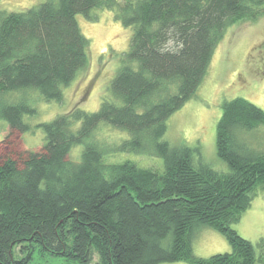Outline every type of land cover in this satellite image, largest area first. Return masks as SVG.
Listing matches in <instances>:
<instances>
[{"label": "trees", "instance_id": "trees-1", "mask_svg": "<svg viewBox=\"0 0 264 264\" xmlns=\"http://www.w3.org/2000/svg\"><path fill=\"white\" fill-rule=\"evenodd\" d=\"M95 9L114 10L132 28L110 95L97 111L77 106L40 123L39 149L16 144L30 130L25 116L37 110L11 94L32 88L46 101L63 100L89 66L90 40L77 15L94 19ZM263 16L264 0H46L0 11V121L9 125L0 139L8 147L0 158V264H33L36 250L70 264H264V236L254 243L232 226L264 190V148L244 139L264 127V109L244 97L223 104L217 153L228 171L213 168L198 147L164 140L227 29ZM102 122L129 138H94ZM78 145L80 160L72 157ZM119 153L164 165L105 160ZM203 227L222 233L231 251L197 256L193 241Z\"/></svg>", "mask_w": 264, "mask_h": 264}, {"label": "rangeland", "instance_id": "rangeland-1", "mask_svg": "<svg viewBox=\"0 0 264 264\" xmlns=\"http://www.w3.org/2000/svg\"><path fill=\"white\" fill-rule=\"evenodd\" d=\"M46 0H1L0 11L20 12L38 6ZM94 19L77 15L80 28L90 40L89 66L81 70L72 83L64 88L62 101H46L37 89L13 93L9 99L28 98L36 108L33 116H25L30 130L17 135L16 144L37 150L45 143V133L39 124L50 121L79 106L97 111L102 100L110 95V85L121 65V54L128 50L132 28L125 27L115 18L114 10L95 9ZM235 97H244L264 109V16L257 20H243L229 27L217 46L207 75L195 96L176 111L167 121L164 136L171 145L187 144L198 147L204 160L213 168L228 171V164L217 153V125L223 113V104ZM8 122L0 121V139L8 134ZM78 127V124L77 126ZM93 137L107 143L119 144L129 133L102 122ZM243 139V138H242ZM245 141L264 148V127L244 135ZM8 147L0 141V158ZM84 145L73 149L72 157L80 160ZM77 160V161H78ZM107 162L132 160L141 167L163 168V159L137 153L107 155ZM244 238L258 243L264 236V190L259 191L239 222L232 225ZM194 253L200 257L231 251L227 238L220 232L203 227L193 241ZM23 254L16 251V257ZM98 257H96V260ZM33 264H70L63 257L36 250ZM161 264H189L171 262ZM261 264V263H257Z\"/></svg>", "mask_w": 264, "mask_h": 264}]
</instances>
